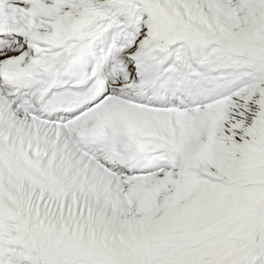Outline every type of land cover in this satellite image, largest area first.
I'll list each match as a JSON object with an SVG mask.
<instances>
[{"label": "snow or ice", "instance_id": "snow-or-ice-1", "mask_svg": "<svg viewBox=\"0 0 264 264\" xmlns=\"http://www.w3.org/2000/svg\"><path fill=\"white\" fill-rule=\"evenodd\" d=\"M0 264H264V0H0Z\"/></svg>", "mask_w": 264, "mask_h": 264}]
</instances>
